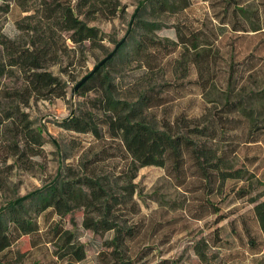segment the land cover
Instances as JSON below:
<instances>
[{"label":"rangeland","instance_id":"obj_1","mask_svg":"<svg viewBox=\"0 0 264 264\" xmlns=\"http://www.w3.org/2000/svg\"><path fill=\"white\" fill-rule=\"evenodd\" d=\"M67 1L75 4V0H0V207L56 177H104L115 195L130 196L135 203L136 211L125 208L117 213L121 224L134 222L140 228L126 243V256L135 264H158L162 259L167 260L164 264H264L263 236L251 212L253 203L248 202L249 198L264 200V0H247L260 12L263 28L245 33L234 32L215 19L213 14L223 8L220 0H171L175 8L187 4L175 12L155 9L153 14L148 7L144 17L163 24L154 32L162 39L177 42L175 28L183 23L201 29L200 47L206 49L201 68L196 67L193 50L183 49L181 44L173 45L176 49L167 55L160 49L153 71L132 51L122 53L106 67L118 96L130 97L136 88H153L164 96V103L147 114L149 119L170 120L173 129L180 131H185L186 123L178 127L177 118L191 125H208L209 137L216 128L217 132L226 130L210 143L217 152L233 153L231 164L242 169V177L228 180L222 192L209 194L218 202V214L224 215L220 220L216 213L198 217L200 201L206 196V189L199 188L203 185L199 177H189L191 192L177 187L159 166L140 167L130 179L127 159L121 158L117 141L104 129L96 138L61 125L71 111L79 116L101 114L92 107L100 95L97 81L80 94L72 95V88L126 35L143 0H119L114 15L96 11L89 17L80 16L100 31L102 39L95 43L78 46L68 38V32L55 30L51 34L41 70L65 81V93L60 97L30 93L28 72L9 64V47H28L31 24L44 19L46 7ZM170 41L164 43L171 46ZM126 48L130 50L132 45ZM251 66L254 69L247 70ZM229 104L243 106L245 116L234 112L237 122L226 127L220 117L232 116L225 111ZM248 120H254L257 127L244 133L242 126L246 129ZM256 137L258 140H252ZM96 155L106 158L93 162ZM85 215L83 207L63 215L51 209L31 211L37 231L21 235L1 255L22 264H68L65 249L54 235L56 228H62L84 245L85 257L74 264L112 263L114 248L109 244L114 231L86 228ZM196 242L205 251L204 259L194 250Z\"/></svg>","mask_w":264,"mask_h":264},{"label":"trees","instance_id":"obj_2","mask_svg":"<svg viewBox=\"0 0 264 264\" xmlns=\"http://www.w3.org/2000/svg\"><path fill=\"white\" fill-rule=\"evenodd\" d=\"M220 1L223 8L220 12L213 14L219 23L229 25L234 32H255L263 28L260 12L253 7L252 3L247 0ZM184 3L175 8L173 6L175 2L171 0L140 1L126 35L116 42L115 46L118 45L116 48L114 46L112 56L96 70L87 73L89 74L87 79L75 91L80 94L88 89L89 84L97 81L100 95L95 98L92 107L101 114L89 112L86 116H79L72 113L61 122V125L78 133H91L96 138L101 137V130L104 129L113 141H117L116 151L121 158L127 159L131 172L128 177L130 179L135 177L140 167L159 166L165 170L166 175L177 187L191 192L193 190L189 188L191 185L189 177H199L203 182L199 188L206 189V196L199 205L198 217L201 218L204 214L219 213L218 202L213 201L209 194L218 190L222 192L228 180L242 177V169L234 168L231 164L233 153L217 152L210 143L218 133L225 135L226 130L221 129L222 132H217L218 128H216L212 132L214 134L209 137L208 132L211 130L208 125H191L183 118H177L175 122L178 127H180L179 123H186L182 127L185 131H180L173 129L170 120L153 121L147 117V114L152 107H158L164 103V96L156 94L153 88L143 90L136 88L134 95L127 98L120 97L117 95V87L112 76L106 70V67L122 53L129 54L132 51L148 70L153 71L157 66L159 50L164 49V54L167 55L176 49L177 44H181L183 49L193 50L196 56L194 62L200 69L203 52L206 50L200 47L202 41L200 28L186 23L176 26L175 33L178 40L174 42L167 38L162 39L154 33L163 26L160 21L148 20L144 17L148 7L152 8L153 14L155 9L159 12H175L187 7L186 2ZM118 6L119 0H75V4L68 1L57 2L46 7L43 13L44 19L31 24L32 34L28 47L18 48L13 44L9 47L12 58L9 64L17 65L28 72L29 92L40 97L46 95L60 97L65 93V81L49 71L41 70L50 48L51 34L55 30L68 32V38L78 46H83L84 42L95 43L102 39L100 31L80 16L89 17L96 11L114 15ZM165 40L170 41L171 46H167L164 43ZM128 45H132L130 50L126 48ZM252 69H254L253 66L247 68V70ZM262 89L264 93V88ZM261 97L264 95L262 94ZM225 111L232 115L220 117L227 127L229 123L237 122V117L233 116V113L244 115L245 108L241 105L229 104ZM247 124L246 129L242 126L244 133L257 127L253 126L254 120H248ZM29 134L34 135V132L31 131ZM252 140L258 139L256 137ZM105 158V155L103 157L96 155L93 162H99ZM103 179L104 177L93 175H74L70 179L56 177L24 195L23 198L20 199L22 196L14 198L1 206L0 264H22L1 254L10 249L21 235L34 234L37 231V223L30 216L31 211L41 213L51 209L63 215L77 207H83L86 213L83 222L86 228L94 232L114 231L109 244L114 248V257L113 262L109 264H135V260L126 256V243L139 234L140 228L134 222L129 226L121 224L123 220L117 214L125 208L134 211L135 203L130 196L120 198L115 195L109 183ZM213 183L216 185L213 186ZM130 187L131 185L127 186V188ZM242 196L244 194L240 197ZM248 202L253 203L251 212L263 236L262 251L264 253V200L249 198ZM217 217L220 220L224 218V215L218 214ZM217 230L218 228H215V231ZM55 231L54 235L61 243L60 248L65 249L68 264H74L85 257L84 245L75 239L72 232L62 228H56ZM250 241L253 243V240ZM194 250L202 259L205 258V251L199 242H196ZM55 253L58 257H63L59 252ZM166 261L162 259L158 264H164Z\"/></svg>","mask_w":264,"mask_h":264},{"label":"water","instance_id":"obj_3","mask_svg":"<svg viewBox=\"0 0 264 264\" xmlns=\"http://www.w3.org/2000/svg\"><path fill=\"white\" fill-rule=\"evenodd\" d=\"M137 9H138V6H137V8L135 9V11H134V13H133V15H132V18H131V20L134 18V15H135V13H136V11H137ZM118 45V44H117ZM117 45L115 46V48L117 47ZM114 48V49H115ZM113 51L114 50H112L109 54H107L105 57H103L95 66H94V68L91 70V71H94V70H96L99 66H101L102 64H104L111 56H112V54H113ZM88 75L89 74H86L81 80H79L74 86H73V88H72V95L74 94V92L76 91V89L81 85V83H83L86 79H87V77H88ZM73 113V111H71V114ZM24 196H22V197H20V199L21 198H23Z\"/></svg>","mask_w":264,"mask_h":264}]
</instances>
